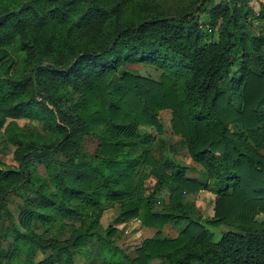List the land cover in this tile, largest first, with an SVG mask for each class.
Instances as JSON below:
<instances>
[{"label":"trees","instance_id":"obj_1","mask_svg":"<svg viewBox=\"0 0 264 264\" xmlns=\"http://www.w3.org/2000/svg\"><path fill=\"white\" fill-rule=\"evenodd\" d=\"M27 1L0 24L17 163L0 159V264H264V0H0V16ZM131 220L155 230L133 254L115 243Z\"/></svg>","mask_w":264,"mask_h":264},{"label":"rangeland","instance_id":"obj_2","mask_svg":"<svg viewBox=\"0 0 264 264\" xmlns=\"http://www.w3.org/2000/svg\"><path fill=\"white\" fill-rule=\"evenodd\" d=\"M250 5L255 10V12H258V1L257 0H251ZM202 18H208L207 15H201ZM131 68H135L140 73L150 76L153 79H158L160 75V71L155 69L153 66H145V65H137V66H131ZM161 116L163 119H166L168 121V118L170 117L169 111H163L161 113ZM19 123L21 125L25 124V121L20 120ZM166 136L171 137L170 128H166ZM2 137V135H1ZM85 149L89 154H93L96 149V143L94 141H87L85 145ZM0 159L1 161L8 165V166H17V163L14 161L13 158V152L14 148L8 146L5 142H0ZM175 157L180 162H184L188 166H195L194 164L190 163L188 160V156L185 151H181L180 153L176 154ZM199 168V167H198ZM39 170L41 174H44V169L42 167H39ZM193 174V173H192ZM155 183L154 179L147 180L145 185L147 188V194L151 193L153 190V185ZM162 195V194H161ZM195 198V204L196 207L199 209V211L203 214L204 218H212L213 216V203H214V195L211 194L208 191L201 190L197 195L194 196ZM21 199L17 196H12L10 200H8L7 205L8 209L12 212V214L17 217L19 213V207L21 205ZM162 201L159 199V202H157V205H160ZM116 218L115 211L113 209L107 210L103 213L101 218V224L104 228H106L108 225L113 224L114 219ZM259 219L264 220V214H261L259 216ZM78 224V223H77ZM119 229V233L117 234L115 243L117 246L122 247L126 252L128 253H134V250L138 248L142 241L150 238L155 233V230L149 229L146 227L141 226L140 222L137 220H131L129 222H126L124 224L116 225ZM179 231V227H172L168 226L166 229H164V233L170 237L177 236ZM213 232H215L213 230ZM68 233H64V237ZM215 235V240L218 239ZM63 238V237H62ZM5 245V243H4ZM40 258V253L37 256V259ZM86 258L84 255L76 252H72V258L70 264H85ZM158 262L157 260L151 261V264H156Z\"/></svg>","mask_w":264,"mask_h":264},{"label":"water","instance_id":"obj_3","mask_svg":"<svg viewBox=\"0 0 264 264\" xmlns=\"http://www.w3.org/2000/svg\"><path fill=\"white\" fill-rule=\"evenodd\" d=\"M29 7H32V3L30 1H27L23 3L17 10H12L9 13L3 14L0 16V24L11 14V15H19L22 10L28 9Z\"/></svg>","mask_w":264,"mask_h":264},{"label":"crops","instance_id":"obj_4","mask_svg":"<svg viewBox=\"0 0 264 264\" xmlns=\"http://www.w3.org/2000/svg\"><path fill=\"white\" fill-rule=\"evenodd\" d=\"M151 180V179H150Z\"/></svg>","mask_w":264,"mask_h":264}]
</instances>
